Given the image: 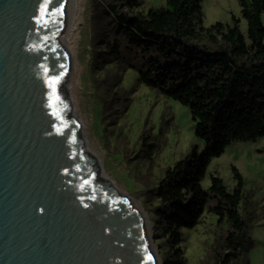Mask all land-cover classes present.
<instances>
[{"label":"water","instance_id":"95a60500","mask_svg":"<svg viewBox=\"0 0 264 264\" xmlns=\"http://www.w3.org/2000/svg\"><path fill=\"white\" fill-rule=\"evenodd\" d=\"M43 4L0 0V264H160L144 209L76 116L60 36L72 0Z\"/></svg>","mask_w":264,"mask_h":264},{"label":"trees","instance_id":"16d2710c","mask_svg":"<svg viewBox=\"0 0 264 264\" xmlns=\"http://www.w3.org/2000/svg\"><path fill=\"white\" fill-rule=\"evenodd\" d=\"M202 2L166 0L143 13L137 11L143 0H104L117 35L107 42L110 53L122 59L126 50L131 58L125 62L142 84L187 106L204 144L168 167L156 187L154 212L169 244L170 264H186L183 229L196 227L205 212L225 228L217 261L229 264L239 257L251 240L240 210L246 198L243 175L232 165V191L216 175L208 189L201 182L211 161L234 141L264 136V0H237L247 34L235 15L231 23L204 26Z\"/></svg>","mask_w":264,"mask_h":264},{"label":"rangeland","instance_id":"374dc122","mask_svg":"<svg viewBox=\"0 0 264 264\" xmlns=\"http://www.w3.org/2000/svg\"><path fill=\"white\" fill-rule=\"evenodd\" d=\"M165 2L143 0L137 11L146 13ZM202 6L204 26L217 21L231 23L235 15L247 34L237 0H203ZM75 8V30L69 45L76 116L90 148L99 156L103 173L144 209L160 264H170L166 259L169 244L154 212L156 187L168 167L194 146L202 151L204 144L195 134L196 124L187 106L142 84L138 72L125 62L131 58L126 50L122 59L110 53L107 42L117 35L111 14L104 10V0H75ZM145 135L149 137L143 139ZM232 165L244 177L246 198L240 210L248 220L251 240L229 264H264V136L229 145L223 155L211 161L201 182L203 188L208 189L211 176L216 175L232 191L236 184ZM217 222L216 215L205 212L196 227L183 229L181 247L186 264H223L217 261L216 246L225 228Z\"/></svg>","mask_w":264,"mask_h":264},{"label":"bare ground","instance_id":"6f19581e","mask_svg":"<svg viewBox=\"0 0 264 264\" xmlns=\"http://www.w3.org/2000/svg\"><path fill=\"white\" fill-rule=\"evenodd\" d=\"M76 13V8H75V0H72V7H71V20H70V24L69 26L65 29V31L63 33L60 34V36L64 37L65 42H66V46L68 49V52L70 54V43L72 42L71 39L73 37L74 34V22H75V14ZM71 56V55H70Z\"/></svg>","mask_w":264,"mask_h":264},{"label":"snow or ice","instance_id":"6c2138e0","mask_svg":"<svg viewBox=\"0 0 264 264\" xmlns=\"http://www.w3.org/2000/svg\"><path fill=\"white\" fill-rule=\"evenodd\" d=\"M50 3V0H44V4L42 5L43 9H44V15L46 16L47 15V11H48V5ZM52 11L54 12H59L60 15H63V12H62V5L60 6V8H54L52 9ZM54 79H57L58 80V77L57 78H54ZM149 259H151V257L149 256Z\"/></svg>","mask_w":264,"mask_h":264}]
</instances>
